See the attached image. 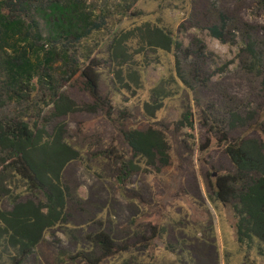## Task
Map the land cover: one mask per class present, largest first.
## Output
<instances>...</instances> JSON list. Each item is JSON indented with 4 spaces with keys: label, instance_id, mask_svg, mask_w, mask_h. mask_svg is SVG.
I'll return each mask as SVG.
<instances>
[{
    "label": "trees",
    "instance_id": "obj_1",
    "mask_svg": "<svg viewBox=\"0 0 264 264\" xmlns=\"http://www.w3.org/2000/svg\"><path fill=\"white\" fill-rule=\"evenodd\" d=\"M253 1L256 15L264 17V0ZM210 2L218 17L207 30L214 38L229 42L233 18L221 9L220 0ZM116 15L105 9L97 11L86 0H0V109L15 106L12 114L0 113V264H29L39 254L49 231L71 223V207L78 197L67 183L65 171L84 157L69 142L65 119L99 108L98 73L93 69L95 61L88 43ZM253 28L244 24L240 66L258 79L264 99V48ZM232 37L233 41L241 38L236 34ZM195 43L198 52L204 54L203 41L197 38ZM150 50L175 53L177 75L182 83L190 84L184 67L189 47L172 32L147 22L118 31L108 45L121 90H133L134 84L137 89L141 87L135 58ZM78 76L97 103L82 106L68 95L65 87ZM175 83L173 77L163 78L152 90L151 100L143 106L147 119H156ZM201 119L204 125L209 124L207 118ZM215 123L225 128L218 130L219 141L235 170L208 174L210 201L231 208L238 242L258 248L264 255V109L259 114L236 108L226 121ZM176 125L177 129H195L191 107ZM246 125L257 137H229L230 130ZM123 137L129 153L117 148V177L125 195L131 197L126 181L142 172H161L170 166L172 145L167 131L158 126L131 128ZM143 216L138 214L133 219L132 226L136 227L132 234L139 241L137 245H144L139 251L143 250L145 259L146 251L150 258L152 241L162 239L163 232L158 226L141 224ZM147 233L152 236L147 238ZM85 242L87 245L78 251L66 254L65 262L106 264L113 258L120 261L128 253L125 246L116 244L112 233L103 230Z\"/></svg>",
    "mask_w": 264,
    "mask_h": 264
},
{
    "label": "rangeland",
    "instance_id": "obj_2",
    "mask_svg": "<svg viewBox=\"0 0 264 264\" xmlns=\"http://www.w3.org/2000/svg\"><path fill=\"white\" fill-rule=\"evenodd\" d=\"M86 1L97 11L117 12L108 27L88 43L95 61L93 69L98 73L101 101L98 110H82L65 119L67 138L84 157L65 171L66 181L78 199L71 207L70 225L49 231L39 254L29 264H68L65 255L87 245L86 238L102 230L112 233L116 244L128 250L120 261L113 258L106 264H264V255L258 248H247L238 242L231 208L210 201L207 178L212 172L235 170L219 141V132L225 128L218 127L215 121H226L228 113L236 108L259 114L264 109L259 81L241 69L239 59L245 23L254 27L264 48V17L256 15L254 1L220 0L221 9L233 18L226 43L207 30L218 17L210 0ZM123 10L127 11L122 14ZM147 22L172 32L189 47L184 63L189 85L177 75L175 53L150 50L135 58L141 87L137 89L134 84L133 90L120 89L108 45L118 31ZM41 23L46 31L45 23ZM232 34L241 38L233 41ZM197 38L206 46L204 54L198 52V43L192 44ZM171 77L176 80L171 96L156 119H147L145 102L151 100L152 90L163 78ZM65 90L82 106L97 103L80 76ZM189 107L195 114V129H177L176 123ZM14 111L15 106L0 109L1 114ZM201 118H207L209 124L204 125ZM150 126L167 131L172 145L171 165L161 172H142L127 180L125 185L131 195L127 197L117 177V150L129 153L123 137L126 130ZM248 126L230 130L229 137H257ZM138 214L145 215L141 224L158 226L163 232L162 239L152 241L150 258L146 251L144 259L143 250L139 251V246L142 249L144 245H137L139 241L132 234L136 227L132 222Z\"/></svg>",
    "mask_w": 264,
    "mask_h": 264
}]
</instances>
